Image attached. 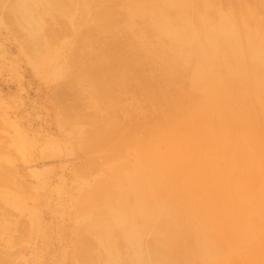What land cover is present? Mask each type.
<instances>
[{"label": "rangeland", "instance_id": "374dc122", "mask_svg": "<svg viewBox=\"0 0 264 264\" xmlns=\"http://www.w3.org/2000/svg\"><path fill=\"white\" fill-rule=\"evenodd\" d=\"M150 1L72 0L64 15L55 9L50 15L43 14L46 29L54 32H45L49 41L36 50L29 48L25 22L33 19L17 15V0H0V168L16 170L19 178L16 184L0 181V264H130L131 238L137 240L138 250L143 255L147 253L151 264H228L233 258L241 260L240 264H264V206L253 207L263 198L256 162L245 166L244 173H225L223 179H215L208 169L207 157L216 151L211 149L205 119L199 116V101L195 106L200 93L190 82L193 53L189 52V60L178 65L169 38L156 30L149 17L137 16L128 23L129 5H148ZM213 2L223 10L228 4L236 9L244 2L257 8L264 6V0ZM107 8L113 13L112 29L106 28V18H98V11ZM258 14L260 18L264 16L262 11ZM95 19L103 26L101 32H94L102 37L100 42L108 46L114 43L106 53L107 65L121 67L118 59L110 61V57H126L127 53L131 71L121 75L107 72V84L111 83L108 93L97 102L84 100L88 107L80 98L53 97V91L61 85V92L70 88L71 76L81 75L78 69L65 67L68 63L64 59L79 35L76 30L87 22L93 24ZM93 51L94 48L92 54ZM49 53L55 58L51 61L53 67L47 63ZM88 67L105 69L102 61ZM249 97L245 99V109L252 116V130L246 129L247 138L237 147L220 149L226 155L233 152L238 171L242 152L264 154L263 117ZM95 104L106 108L113 125L93 115ZM86 108L92 113L86 119L80 118L79 114L86 115ZM207 120L210 124L212 119ZM233 123L228 134L231 141L239 136L242 118H235ZM105 125L112 126V133L99 147L91 145L95 129L102 130ZM143 154L145 161L153 160L157 168L146 179H138V184L151 180V186L146 188L150 193L145 194V202H139L154 210V216L151 213L145 219L135 214L138 195H143L141 190L138 193V187L130 190L110 185L96 194L95 205L85 202L88 190L96 181H107L115 165H121L125 174H135L134 162L137 155ZM163 167L171 171L165 179L160 172ZM181 167L188 171L189 179L179 174ZM241 174L244 179H234ZM245 180L249 182L251 201L245 200L241 207L237 191L246 186ZM170 192L189 195L167 204ZM106 194L125 197L122 210L128 221L127 232H123L121 222L111 219L106 226L116 255L109 261H105L97 239L106 229L100 223L109 216ZM79 203L83 205L79 207ZM234 206L247 213L242 221L247 228L244 235H238V230L228 223ZM173 208L178 209V214ZM180 209L185 212L181 214ZM169 210L173 213L168 214ZM206 210L214 211L213 215ZM145 226L149 231L140 234L138 231ZM197 241L202 247L217 250L199 258L192 251ZM3 251H7L6 257ZM136 264H147V260L144 257Z\"/></svg>", "mask_w": 264, "mask_h": 264}, {"label": "bare ground", "instance_id": "6f19581e", "mask_svg": "<svg viewBox=\"0 0 264 264\" xmlns=\"http://www.w3.org/2000/svg\"><path fill=\"white\" fill-rule=\"evenodd\" d=\"M71 5L72 0H17L16 7L19 8V10H17V15L20 18L26 16L25 18L30 17L33 19L25 21L28 25L29 41H31V44H29L30 49L38 50L46 46L49 38L46 36L47 34H45V32H54L51 28L46 29L44 25L46 24V20L43 18V14L48 13L50 15L52 9H55L57 12L64 15L69 12ZM261 11L264 14V6L263 8H257V6L249 2H244L236 9H234V6L228 4L226 10H223L218 7L213 0H203L200 3L193 2L192 0L190 4L188 0H151L148 5L140 3L130 4L126 13L129 24H131L132 19L137 16H146L150 18L156 30L161 35L169 38V47L176 58V64H184L189 60V52L193 53L194 68L192 70L190 82L192 87L200 93L198 97L199 100L197 99L195 106L198 105L197 103L199 101L197 107L199 116L205 119V130L211 137V149L213 150L215 148L216 151L215 154H209L207 157L208 169L213 173L215 179H223L225 173H230L231 170L232 172L242 171V173H244L245 166H252L256 162L255 167L257 173H259L258 179L262 181L263 198L261 203L257 202L253 205L255 208H259L261 205L262 207L264 206V154L255 155L251 150L245 153L242 152L241 168L238 171L236 163H234L233 160V158H235L233 152L230 150L226 155L225 153L223 154L220 149L226 148L227 145H232L234 148L237 147L245 140L246 129L247 132H249L250 129L252 130V125L250 123L252 116L249 113L250 111L248 112V110L245 109V104L247 106L245 99L248 96L252 98L253 102H251L257 106L258 113L263 117L262 127L264 128V16L262 18L258 16V13H261ZM98 13V18H106V28L112 29L110 27V22H113L112 11L107 8V10L102 9L98 11ZM20 21H23V19H20ZM93 24L96 26H93ZM93 24L87 22L80 30H76V33L79 35L74 43L72 42L70 47H68V58L64 59L68 63V65L65 64V67L69 66L70 68L78 69L81 75L74 74L71 76L70 88L61 92V90H59V88L61 89L63 87V85H61L62 87L54 90L52 95L57 98L59 95H69V97L80 98L81 103L83 102L85 107H88V105H85L84 100L88 102L90 99H94V101L97 102L108 93V86H110L111 83L107 84L105 77L107 72L121 75L122 73L131 71V67L129 66L130 58L127 56V53L125 54L126 57L120 55L118 57H110V61H116L118 59L121 67L113 68L112 65H107L109 57L106 53H108V47H112L114 43L108 46L104 45V42H100L102 37H99L98 33L94 32H101L103 26L98 24L96 19ZM41 35L45 37L44 41ZM39 39H41V41H38ZM93 48L94 51L92 54L91 51ZM49 54L48 57H46L47 63L50 67H53L51 61H53V59L55 60V58L52 54ZM101 61L105 69H90V67H88L95 62L100 63ZM84 68L87 69L86 72ZM165 70L170 71L171 69L166 68ZM53 74L56 75L55 72ZM97 74H102L104 76L101 78ZM124 87L125 84L119 90L121 91ZM74 102L77 101L75 100ZM74 107V105L71 107L73 111L76 109V107ZM86 110V115L83 116V114H79L80 118L86 119L90 116V112L92 113L91 109L88 110V108H86ZM67 114H70V112ZM94 114L96 117L102 116L101 118L105 119L107 123L110 122L108 123L109 125H113L112 122L114 121H111L112 118L108 116V112L104 106L102 108L100 104H95L93 115ZM239 117L242 118V126L239 124V131H237L239 132V136L237 140L231 141L228 136L230 133L229 127L232 125L234 119ZM207 118L212 119L210 120V124ZM212 122L214 124H211ZM117 123L118 128H120L119 122ZM234 125L236 124L233 123V126ZM241 128L243 130H240ZM112 129V126L108 127L106 125L104 128L102 127V130L95 129V136L91 138L93 140H90L92 142L91 145L99 147L105 142L108 135L112 133ZM145 159L146 156L144 154L137 155L136 162H134L136 168L135 174H125L121 169V165H115L107 181H96L94 186L88 190L87 200L85 202L90 206L92 204L95 205L97 203L95 201L96 194H100L99 191L101 189H107L110 185H123L129 187L130 190L138 187V193H140L141 190L143 195H138V203L134 205L135 214L144 218H149L151 213L152 216H154V210L150 211L151 208L148 209L149 206L147 204L142 206L139 202L140 200L141 202H145V194L150 193V190L146 188L151 186L149 184L151 180L142 181L141 184L139 183L140 186H138L139 184L137 182L140 181L138 179H146L145 176L149 175V173H153L155 168H157L153 160L147 159L145 161ZM160 172L162 179H165L167 174L171 173L170 170L164 167ZM178 172L183 176V179L190 178L185 168L181 167ZM15 173L16 170H8L1 167L0 181L6 184H16L18 181L15 179L19 178ZM243 177V175H239L237 177L235 176L234 179H244ZM245 181L246 186L244 185V188L241 186L237 191V196L241 201V207L242 202H245V200L251 201L247 187L249 182L247 180ZM133 183L137 185L133 186ZM187 195H189L188 192L176 195H171L170 192V196H167L166 202L167 204H172L174 201ZM124 201L125 197L119 194L115 196L106 194L104 202L109 210V216L104 222L100 223L102 227H106L111 219L114 222H121L124 227L123 232H127L128 221L126 213L122 210ZM79 204V207L83 205L81 203ZM143 207L144 209H142ZM241 207L237 210V207L234 206L233 214L229 215L230 218L228 220L230 227L238 230V235H244L247 230V228L242 225V221L244 219L246 220L247 213L241 209ZM171 210L167 211V213H173ZM173 210L178 214L177 208H173ZM179 212L183 214L185 210L180 209ZM206 213L211 216L214 211L206 210ZM93 225L97 224L95 223ZM147 229L148 228L145 226L138 232L144 235L146 231H149ZM110 232L106 227V229L101 230L97 236L99 243H101L100 246L105 252V261H109L111 257L113 259L114 257L116 258V255H114L115 252L112 250L114 241L110 237ZM136 241L135 238H131L129 242L131 250H129L128 262L130 264H136L145 257L147 264H151L147 253L143 255L138 250ZM216 250L217 248L211 250L209 246L202 247L199 241H197L194 243L192 251L201 258V256H205L211 251L214 252ZM3 252L5 255L4 257H6L7 251ZM243 256L244 255L240 257L242 258ZM240 261L239 259L233 258L228 264H240ZM262 261L264 262V258ZM105 263L107 264V262Z\"/></svg>", "mask_w": 264, "mask_h": 264}]
</instances>
